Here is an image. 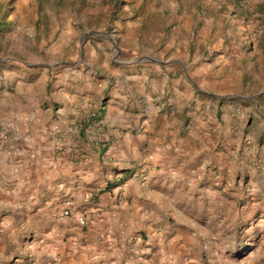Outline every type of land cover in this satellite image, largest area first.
Segmentation results:
<instances>
[{
	"label": "crops",
	"instance_id": "obj_1",
	"mask_svg": "<svg viewBox=\"0 0 264 264\" xmlns=\"http://www.w3.org/2000/svg\"><path fill=\"white\" fill-rule=\"evenodd\" d=\"M98 41L86 40L88 54L68 63L75 68L39 74L30 123L0 156L3 219L30 237L20 253L29 259L16 264H181L201 242L172 230L173 214L160 207L179 194L211 203L201 184L222 181L212 177L226 162L213 151L225 139L220 123L199 117V131H188L173 101H159L175 91L174 73L114 61ZM84 109L91 113L81 119ZM67 199L75 213L59 216Z\"/></svg>",
	"mask_w": 264,
	"mask_h": 264
},
{
	"label": "rangeland",
	"instance_id": "obj_2",
	"mask_svg": "<svg viewBox=\"0 0 264 264\" xmlns=\"http://www.w3.org/2000/svg\"><path fill=\"white\" fill-rule=\"evenodd\" d=\"M95 36L114 61L174 73L175 91L159 101H173L188 131H199V117L220 123L225 139L213 151L226 162L212 177L222 181L201 184L211 203L178 193L160 207L173 214L172 230L201 242L181 264H264V0H0V156L30 123L39 74L75 68L68 63ZM1 207L0 264L29 259L20 253L30 237Z\"/></svg>",
	"mask_w": 264,
	"mask_h": 264
},
{
	"label": "built area",
	"instance_id": "obj_3",
	"mask_svg": "<svg viewBox=\"0 0 264 264\" xmlns=\"http://www.w3.org/2000/svg\"><path fill=\"white\" fill-rule=\"evenodd\" d=\"M74 212V206H73V202L71 199H67L65 202H64V206H63V209L61 211V213L59 214V216H62V217H70ZM78 224L80 226H85L86 224V220L84 217H81L78 219Z\"/></svg>",
	"mask_w": 264,
	"mask_h": 264
}]
</instances>
